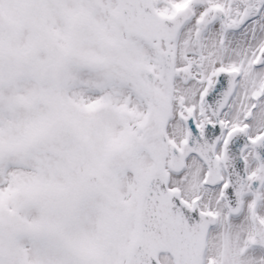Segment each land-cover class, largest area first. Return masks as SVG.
I'll list each match as a JSON object with an SVG mask.
<instances>
[{
  "label": "snow or ice",
  "instance_id": "snow-or-ice-1",
  "mask_svg": "<svg viewBox=\"0 0 264 264\" xmlns=\"http://www.w3.org/2000/svg\"><path fill=\"white\" fill-rule=\"evenodd\" d=\"M0 264H264V0H0Z\"/></svg>",
  "mask_w": 264,
  "mask_h": 264
}]
</instances>
